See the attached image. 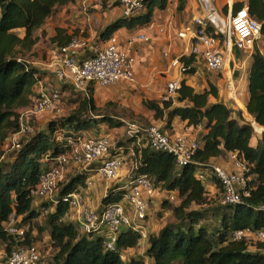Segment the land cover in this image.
Here are the masks:
<instances>
[{
    "label": "trees",
    "instance_id": "1",
    "mask_svg": "<svg viewBox=\"0 0 264 264\" xmlns=\"http://www.w3.org/2000/svg\"><path fill=\"white\" fill-rule=\"evenodd\" d=\"M74 1L0 0V159L4 145L11 144L13 137L25 124L27 117L23 111L25 113L39 101V82L45 81L43 79L47 77V72L30 62L26 55L32 53L40 41L38 32L49 19ZM144 2L145 10L141 15L120 18L101 32L100 39L108 41L122 27L135 29L148 25L154 11L165 10L168 4V0ZM185 4L186 0H178V9L182 10ZM244 6L249 8L251 17L261 23L264 41V0L238 1L234 4L233 12ZM224 9L227 13V3ZM207 32L220 42L224 41L222 34L216 32L211 23L208 24ZM77 35V31L69 33L58 28L49 43L59 50ZM197 57L190 55L181 58L184 75L195 73ZM252 60L246 108L258 124H255L256 129L260 130L264 127V53L258 46L255 47ZM94 88L89 87L88 96L72 88L71 97L79 100L77 108L68 116L48 122L44 129L31 125L34 131L21 135L19 147L13 148L11 157L0 161V248L4 247L7 253H11L14 247L36 244L33 224L42 217L44 222L37 226L36 231L39 236L49 234L55 254L50 263L41 259L38 264H146L143 257L123 258L126 252L140 245L143 238L141 233L130 227H121L115 250L111 251L105 246V233H84L80 224L66 219L70 205L63 198L80 191L85 186L86 176H65L56 190L55 201L45 202L31 195L48 166L43 161L47 157L55 158L67 152L66 137L83 128H90L97 121L96 117H103L102 121L97 122L110 120L106 115L100 116ZM65 89H61L59 104L65 96ZM176 97L185 105L173 106L174 99L160 103L145 100L144 106L154 112L156 120L165 118L168 111L167 128L171 127L175 117H179L187 121L189 127L202 126L205 134L202 146L193 156V163L184 166L179 165L172 154L155 151L148 144L142 148L135 147L138 164L133 175H146L153 185L154 193L164 192L167 198L162 204L165 210L173 207L174 216V221L165 223L158 233L147 237L146 256L151 264H264V241H258L255 236L234 240L235 234L240 231L249 230L254 234L264 231V133L262 138L255 136L251 123L241 113L235 117L233 110L219 101L218 89L213 85L209 90L198 93L182 81ZM210 97L217 102L211 103ZM89 113L96 116L91 119ZM112 125L121 127L123 123ZM60 130L62 140L57 139L56 135ZM227 155L229 158L230 155H236L248 168L245 176L249 195H242L241 202L235 205H222L219 202L217 196L222 191L223 198V189L218 182L219 192L209 197L205 184L208 178L203 180L198 176L199 170L208 168L213 159ZM108 157H119L112 155L111 146ZM213 178L216 181L215 176ZM128 192L129 189L118 194L110 192L103 199L102 207L123 204ZM171 195H175L174 200H171ZM152 198L146 197L147 204ZM208 205L211 208H206ZM149 211L144 223L149 218ZM13 218H20L16 222L17 226L29 227L24 238L9 234L7 227Z\"/></svg>",
    "mask_w": 264,
    "mask_h": 264
},
{
    "label": "crops",
    "instance_id": "2",
    "mask_svg": "<svg viewBox=\"0 0 264 264\" xmlns=\"http://www.w3.org/2000/svg\"><path fill=\"white\" fill-rule=\"evenodd\" d=\"M91 0L90 4L85 7L80 0H75L67 5L64 10L58 11L55 16L51 17L49 22L41 29L45 32V40L49 45L47 58L40 62L39 66L43 71L47 72L45 79L46 86L65 89L66 97H69L72 87L60 82L58 79L50 81L49 78L54 74V61L56 60L58 48L50 45L49 40L56 34V29H65L71 33V29L75 30V26L82 29L83 35L87 38L89 45H95L105 42L100 39L101 32L120 18H123L122 9L119 6V0ZM246 2L247 0H240ZM226 0H186L185 7L182 10L178 9V0H168L165 10L156 9L152 21L144 26L135 29H127L122 27L118 29L114 36L118 40V48L121 52L127 53L134 57V72L135 83H116L106 88L95 87L94 99L98 108H108L107 117L110 118L107 122H97L90 128H83L79 133H83L88 138L108 136L111 142V153L113 156H121L124 159V165L121 168L119 175L114 180L105 179L98 168L99 162H96L92 167L83 169L76 164H69L65 170L66 178L76 175L86 176L85 186L80 189L84 194L85 201L88 206L94 210H101L103 199L110 193L118 194L127 190L130 178L133 176L134 167L137 166V158L135 147H146V136L142 132L146 126H156L173 137H185L190 141L197 142L202 146L205 130L202 126L197 128L189 127L187 121H183L179 117L172 120V125L167 128L168 111L165 113V118L156 120L154 112L144 106L145 100L161 102L165 93L167 84L170 81L178 80L180 83L185 81L186 84L192 87L198 93L209 90L210 86H215L219 92V101L223 102L229 109L233 110L235 117L242 114L254 128L255 136L257 132L264 133L255 127V121L247 111V103L249 100V80L248 74L252 67V56L254 51H250L247 60L242 59L246 51L231 49L222 72L211 71L204 58L199 55L194 63L195 73L184 75L180 68L172 66V61L176 58H181L190 48V36L188 39H181L180 32H184L193 26V21L196 17H202L211 22L216 32L221 33L224 41H219V49L224 52L227 46L226 43V20L224 8ZM113 6H117V13L112 11ZM233 12L228 7L227 14ZM227 15V16H228ZM87 29V31L85 30ZM76 31V30H75ZM86 33V34H85ZM146 36L147 40L140 39V36ZM41 37V35L39 34ZM40 42V41H39ZM90 47V46H88ZM202 49V48H201ZM258 49L264 53V41L258 44ZM89 51L84 50L81 57H86ZM55 76V74H54ZM234 76L235 85H237V98L234 102L230 97L235 94L228 92L227 79ZM56 78V77H54ZM233 87V86H232ZM230 95V96H229ZM173 102V106H184L185 103H180L177 97ZM211 103H216L217 100L210 97ZM245 109V112H244ZM113 111V112H112ZM99 117H96V120ZM123 123L121 127H113L114 123ZM131 124V125H130ZM112 125V126H111ZM127 125V128H125ZM130 125V127H128ZM132 126H136L141 131H136ZM125 128V129H124ZM22 136L19 135L18 139ZM258 137V136H257ZM227 156L215 158L211 161L212 164L221 166L230 171H237L234 160ZM44 164L46 159L43 161ZM212 164H209L212 165ZM208 173V170H205ZM208 179L206 190L208 196L217 195L219 188L217 181L213 178L210 172L207 174ZM175 196V195H174ZM166 197L165 193L156 192L153 195L149 205V218L141 224L140 233L143 238L138 248L132 249L125 253L124 259L132 257H143L146 264H151V260L146 256L148 247L147 237L152 233H158L165 222L159 219H154L153 212L156 211L159 200ZM162 199V200H163ZM123 204L128 207V202L124 197ZM19 221L20 218H17ZM73 222L72 220H69ZM76 223V222H74ZM48 234V233H47ZM47 238L50 236L48 234Z\"/></svg>",
    "mask_w": 264,
    "mask_h": 264
},
{
    "label": "built area",
    "instance_id": "3",
    "mask_svg": "<svg viewBox=\"0 0 264 264\" xmlns=\"http://www.w3.org/2000/svg\"><path fill=\"white\" fill-rule=\"evenodd\" d=\"M80 2L86 10L91 0H80ZM119 2L123 17L126 18L137 17L145 10L144 0H119ZM235 3V0H228L227 2L228 7L232 10ZM209 23L211 22L205 18L196 17L193 26L178 35L181 39H188V33L191 34L190 48L186 52L188 55H201L211 71L222 72L224 70L231 49L254 51L255 47L263 41L262 25L251 17L247 6L228 15L225 30L227 46L224 52L219 49L218 39L208 34ZM140 39L147 40V37L142 35ZM117 41L113 35L106 42L89 45L83 32L74 36L68 44L60 47L57 52L54 61L56 79L85 96L89 95L90 86L106 88L122 80L135 83L136 77L132 71L135 59L129 54L121 52ZM84 50L89 51V54L86 57H81ZM184 56L187 55L184 54L181 58ZM181 58L174 59L172 66L180 68L183 72L184 64L181 62ZM227 81L229 92L236 95L232 96L235 100L238 90L232 76ZM180 85L178 80L170 81L162 97V102L174 100ZM39 87L40 99L34 107L27 111V114L59 112V100L62 97L61 88H45L42 82H39ZM132 127L136 128L135 130L138 132L141 131L136 126ZM33 131V128L22 125L21 131L12 139V148L19 147L17 140L19 135ZM142 132L146 136L148 146L153 150L172 154L181 166L193 163V156L199 148L197 142L190 141L185 137H173L156 126L146 127ZM110 146L111 142L108 136L87 139L78 132L66 137L67 152L55 158H46L45 163H48V166L43 171L38 186L31 191V195L35 198L55 201L56 190L60 183L65 180V170L70 163L88 169L96 162H100L98 173L107 180L116 179L124 165V159L122 157H108ZM231 158L235 162L237 171H229L221 166L210 165L208 168H201L198 173L199 178L203 180L208 178L209 172L215 176L216 181L223 189L222 205H235L241 202L242 195H249L248 179L245 176L248 168L237 159L236 155H232ZM205 170H208V173H205ZM127 189L129 192L125 198L129 207L123 204H110L102 210L90 208L81 191L69 194L63 198L64 202L70 205V212L66 219L80 224L84 233H105V246L107 250L113 251L121 227H130L140 233V223L144 222L148 215L149 206L146 197L154 195L153 185L146 175H133ZM170 198L174 200L175 196L171 195ZM15 219L13 218L8 224L7 230L10 235L16 238H24L29 227L27 225L17 226L18 220ZM253 234L249 230L240 231L235 234L234 240L255 236L258 241H264V231ZM41 259V252L36 244L23 248L14 247L11 253H7L4 247L0 248V264H38Z\"/></svg>",
    "mask_w": 264,
    "mask_h": 264
},
{
    "label": "rangeland",
    "instance_id": "4",
    "mask_svg": "<svg viewBox=\"0 0 264 264\" xmlns=\"http://www.w3.org/2000/svg\"><path fill=\"white\" fill-rule=\"evenodd\" d=\"M238 1H240V0H235V2H238ZM115 2H116L115 0H112V3L115 4ZM226 2H228V0H226ZM119 6H120V4H119ZM65 7L61 8L60 11L61 10H64ZM120 8H121V6H120ZM112 11H113L114 14H116L117 13V6H113ZM225 12L226 11L224 9V13ZM227 15L228 14L225 13V20L226 21H227V18H228ZM74 28L78 32V35L82 32V29H80V27L75 26ZM42 30H40L38 32V34L41 35L40 42H38V44L36 45V47L33 49L32 53L26 55L27 59L30 62H32L35 65H37V66H41L39 63L42 62L43 60H45L47 58V53L49 52V45H47L48 43L45 40V36H44L45 32H42ZM75 30L71 29V33L74 32ZM85 30L87 31V29H85ZM243 51H246V53L243 56H241V57H242V59L247 60V58L249 57L248 54H249L250 51H248V50H243ZM132 71L134 72V68H132ZM134 74H135V72H134ZM51 75L52 76L49 78L50 81H53L54 79H56V78H54L55 76H54L53 73H51ZM43 80H45V79H43ZM233 81L235 83L234 76H233ZM119 83H129V84H132V83L127 82V81H124V80L120 81ZM42 84H43V86H46V84L44 83V81L42 82ZM235 86L237 87V85H235ZM227 88H228V82H227ZM230 100L234 102V100H233L232 97H230ZM78 101L79 100L77 98L74 99V98L71 97V95L69 97H65L64 96L62 98V100H61V104H59V110H60L59 112H47V113L37 114L36 116L35 115H32V116H29L28 117L26 115L27 114V110L25 111V113L23 111V115H25L27 117L24 120V123H25L24 126L25 127L28 126V127L32 128L31 125H35L34 128H39V127L41 128L42 127L44 129L46 127V125H47L48 122H50L52 120H55V119L63 118L65 116H68L70 113H72V111L77 108V102ZM99 109H100V114H101L100 116H102V115H106L107 116L108 115V108L105 107V108H99ZM88 116L91 119H93V116H96V115L95 114H92V113H89ZM102 120H103V117H99V119H97V121H102ZM130 125L128 127H130ZM149 126H151V125H148V127ZM125 128H127V125H125ZM261 130H262V128H260V131ZM61 131L62 130H60L56 134L57 135V139H59V140H62ZM256 134H257V136L259 138H262V134L263 133L257 132ZM20 139L21 138H19L17 140L19 141ZM12 152H13L12 144H6V145H4V147L2 148L0 161L1 160H3V161L4 160H7L8 157H11ZM220 193H221V195H218L217 196V199L219 200V202L222 201V198H221L222 197V191H220L218 194H220ZM166 198H167V195H166V197L164 199L162 198L163 200L160 199L158 201L159 202V205H157L156 211L153 212L154 217H156V218H154L155 220L156 219H159L160 221H163L165 223L174 221V216H173V212H172L173 207L170 208V209L165 210L164 204H162L163 201H166ZM45 202H48V201L46 200ZM206 208H211V207H209V205H208ZM43 222H44V219L42 217L41 218H38L37 220L34 221V224H33V226H34V232H35L34 235L36 237L35 243L38 246L39 251L41 252V256H42L43 261L46 262V263H50V261L53 258V255L55 254V250L52 248V246L49 243V238H47L48 234L47 233H44L42 236H39L38 232L36 231L37 226H41L43 224ZM208 222H210V220H208Z\"/></svg>",
    "mask_w": 264,
    "mask_h": 264
},
{
    "label": "water",
    "instance_id": "5",
    "mask_svg": "<svg viewBox=\"0 0 264 264\" xmlns=\"http://www.w3.org/2000/svg\"><path fill=\"white\" fill-rule=\"evenodd\" d=\"M255 124H257L256 122H255ZM258 125V124H257ZM260 126V125H259ZM260 127H262V126H260ZM263 129H262V132H264V127H262Z\"/></svg>",
    "mask_w": 264,
    "mask_h": 264
}]
</instances>
